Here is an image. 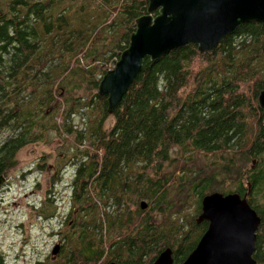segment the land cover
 <instances>
[{"label":"trees","instance_id":"1","mask_svg":"<svg viewBox=\"0 0 264 264\" xmlns=\"http://www.w3.org/2000/svg\"><path fill=\"white\" fill-rule=\"evenodd\" d=\"M148 5L0 0V176L48 134L67 145L56 165L74 169L68 217L76 216L55 264H154L167 249L183 264L208 229L198 220L214 192L240 194L258 213L254 259L264 264V24L240 25L209 54L185 45L145 59L111 115L98 95L104 66L127 49ZM175 148L185 162L171 157ZM197 153L221 164L205 170ZM185 189L195 201L191 216L173 210L172 198ZM52 196L33 205L39 217H57ZM0 264H7L1 254Z\"/></svg>","mask_w":264,"mask_h":264},{"label":"water","instance_id":"2","mask_svg":"<svg viewBox=\"0 0 264 264\" xmlns=\"http://www.w3.org/2000/svg\"><path fill=\"white\" fill-rule=\"evenodd\" d=\"M250 22L264 24V0H149L146 14L133 25L129 46L113 60L99 84L98 95L107 98L108 113L114 114L124 103L145 59L156 61L185 45L198 46L201 54L212 53L240 25ZM258 103L264 122V91ZM5 179L0 176V192ZM141 207L145 210L147 204ZM260 220L240 194L205 196L198 223H209L208 229L183 264H257L254 253ZM59 252L56 246L53 254ZM154 264H174L172 250L167 249Z\"/></svg>","mask_w":264,"mask_h":264},{"label":"rangeland","instance_id":"3","mask_svg":"<svg viewBox=\"0 0 264 264\" xmlns=\"http://www.w3.org/2000/svg\"><path fill=\"white\" fill-rule=\"evenodd\" d=\"M110 1L112 4L114 0ZM105 68L110 70L111 66H104ZM113 121V118H110L105 125L109 127ZM4 136H7V133H4ZM65 146H67L65 142L55 133L48 134L46 140L31 144L19 153L18 166L5 179L3 190L0 192V254L5 257L7 264L58 263L62 247L61 236L68 230L66 223L69 221L73 223L76 216L74 214L73 217H68L72 212L71 186L74 169L66 165L58 172L56 165L57 159L63 155L64 150H61ZM183 155L180 148H175L171 153L174 159ZM181 158V162L186 161L185 158ZM216 159L197 153L194 160L200 167L209 171L211 169L209 166L216 168L221 164H213L218 161ZM171 171V168H167L164 174ZM56 175L58 176L55 177ZM216 186L223 189L233 188V185L231 187L222 181ZM49 190L55 203L59 204V211L57 217L45 219L39 217L40 214L33 205L39 206ZM187 195L186 189L184 197L174 195L172 201L175 213L182 210L185 211V215L194 214L195 201L193 198L187 199ZM77 212L76 209L75 213ZM154 216L159 217L158 212ZM56 246H60V252L54 255Z\"/></svg>","mask_w":264,"mask_h":264}]
</instances>
